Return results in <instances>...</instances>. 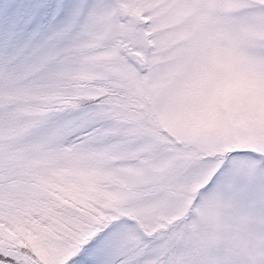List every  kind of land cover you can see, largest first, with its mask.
<instances>
[{
    "label": "snow or ice",
    "instance_id": "6c2138e0",
    "mask_svg": "<svg viewBox=\"0 0 264 264\" xmlns=\"http://www.w3.org/2000/svg\"><path fill=\"white\" fill-rule=\"evenodd\" d=\"M0 264H264V0H0Z\"/></svg>",
    "mask_w": 264,
    "mask_h": 264
}]
</instances>
